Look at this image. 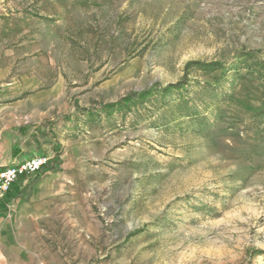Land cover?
<instances>
[{"label":"rangeland","instance_id":"374dc122","mask_svg":"<svg viewBox=\"0 0 264 264\" xmlns=\"http://www.w3.org/2000/svg\"><path fill=\"white\" fill-rule=\"evenodd\" d=\"M24 154L49 158L0 198V264H264V0H0Z\"/></svg>","mask_w":264,"mask_h":264},{"label":"crops","instance_id":"0c3cea01","mask_svg":"<svg viewBox=\"0 0 264 264\" xmlns=\"http://www.w3.org/2000/svg\"><path fill=\"white\" fill-rule=\"evenodd\" d=\"M33 155L37 156L35 154ZM33 155L24 154L19 160H13V157L8 156L5 159L0 158V165L19 163L26 160L27 158L29 159L34 157ZM57 171L58 169L47 170L43 175L39 174L31 176L33 180H29L28 177L18 181V184L21 183V186L19 187L20 190H28L27 195H29V197L23 200L21 202L22 204L20 203L19 205L21 216L28 215L29 217L34 218L36 204L40 197L45 194L44 189L48 188V186L51 184V181L59 178Z\"/></svg>","mask_w":264,"mask_h":264},{"label":"built area","instance_id":"2783aa9c","mask_svg":"<svg viewBox=\"0 0 264 264\" xmlns=\"http://www.w3.org/2000/svg\"><path fill=\"white\" fill-rule=\"evenodd\" d=\"M48 158L49 156L40 154L19 163L0 166V198L9 192L20 175L36 171L48 161Z\"/></svg>","mask_w":264,"mask_h":264},{"label":"trees","instance_id":"16d2710c","mask_svg":"<svg viewBox=\"0 0 264 264\" xmlns=\"http://www.w3.org/2000/svg\"><path fill=\"white\" fill-rule=\"evenodd\" d=\"M193 63H197V65H199V69H203V70H212L211 68H213V66L215 64H205L204 62H191L189 63L188 65H191ZM187 84H185L184 81H180L178 83H173V84H169L168 86H165L164 88H162L163 91H168L172 88H180V87H186ZM151 93H153V88H150V89H146V90H143L141 92H138V93H134V94H131L129 96H126L124 99H123V102H127V101H130L131 99H133L134 97H138V98H145V97H148Z\"/></svg>","mask_w":264,"mask_h":264}]
</instances>
